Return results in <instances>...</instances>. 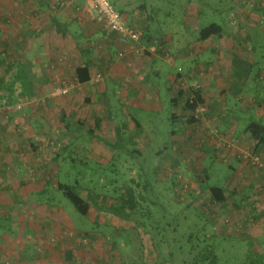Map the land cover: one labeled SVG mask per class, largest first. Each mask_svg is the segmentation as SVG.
<instances>
[{
  "label": "rangeland",
  "instance_id": "1",
  "mask_svg": "<svg viewBox=\"0 0 264 264\" xmlns=\"http://www.w3.org/2000/svg\"><path fill=\"white\" fill-rule=\"evenodd\" d=\"M84 1L81 5L83 4L85 13L98 18L96 13L86 11L89 5L87 0ZM49 2L53 3L58 13L64 14L74 8L72 2L66 0ZM113 2L116 5L114 0ZM137 2L146 6L149 12L155 10L152 26L168 35L180 31L182 44L191 35L196 36V28L200 29L205 24L217 22L225 29L229 27L227 38L236 47L230 48L227 62L234 55L236 60L239 57L246 59L234 64V71L236 75H248L242 83L251 90L250 95L259 97V103L264 105V0ZM21 3L24 10L22 14L27 15L29 1L21 0ZM7 11L4 15L12 19L14 14L11 13V7ZM81 16L84 17L83 14ZM10 22L13 23L11 20ZM72 27L77 30L78 24ZM138 27L143 25L139 24ZM13 28L12 25L6 31L8 35L5 47V41H0V79L11 87L0 88V155H16L19 158L17 153L19 156L22 153L26 159L50 155L54 168L51 167L46 176L48 186L45 192H9L15 199L21 196L12 209L5 207L0 199V264H189L193 256L190 252L192 245L208 238L216 242L220 255L219 264H242L251 250L264 254L262 169L250 160L242 159V164H237V169L231 170L230 174V166L220 158L213 165L216 171L211 170L207 183L225 186L226 182H230L232 188H238L237 192L231 193L223 204L211 201L207 194L200 193L201 198H198L197 193L201 187L198 186V179L203 178L205 173L204 163L190 152L184 153V156L183 153L180 154L179 143L172 140L170 132L179 123L172 119L167 92L163 95L166 99L162 121L155 122L152 129L154 133H150V143L144 146L143 155L131 154L133 148L127 144L126 137L124 144L116 146L118 153L113 159L98 163L91 149L94 135L101 137L100 130L93 128L92 107L88 104L79 106V96L77 97L85 86L78 85L69 77L70 74L55 76L47 94L41 92L32 98L27 97L20 82L10 79L17 70L18 56L15 52L20 53L22 46L24 53L28 47L27 37L13 31ZM3 34L4 32H0L2 39ZM54 35L53 41L59 43L61 35ZM14 41L19 45L17 50H14ZM169 54H165L166 58L173 57L172 52ZM54 55L57 64L54 62L51 70L55 74L62 66L65 55L60 47L55 48ZM200 60L197 59V65ZM187 65L188 60L181 58L177 61V67L181 66L182 70L179 72L183 74H186ZM201 70L205 71L204 68ZM182 82L185 88L191 84L185 80ZM73 83L75 86L71 87L68 94L55 93L58 87ZM96 85L100 87L103 84L96 82ZM70 97L74 98L71 101L73 112H70V116L79 126L74 129L67 128L68 120L61 113L63 104L67 106L64 102ZM15 104L23 107L16 109ZM207 106L206 121L198 124L202 136L209 134L210 137L212 127L228 134L217 127L219 123L209 114V105ZM36 115L39 118H35ZM141 121L146 126L147 122L143 119ZM19 138L22 142L17 146L23 144V147L14 148L13 141ZM106 138L110 141L109 136ZM6 139L8 141H4ZM5 142L8 146L3 145ZM206 142L207 140L203 141L204 144ZM198 149L201 150L200 147ZM177 154L183 156V170L167 169L165 176L161 177L163 166L168 164V160L173 161V156ZM223 156L226 153H222L221 157ZM11 162L5 163L4 168L0 166V174H3L2 171H13ZM19 162L22 164L21 174L34 167L32 161ZM158 165H162V168H157ZM21 174L13 172L12 175L16 180H29L28 176ZM46 177L31 176L39 184ZM60 182L78 188L84 198L91 194L93 200H99L96 203L99 208L108 204L118 206L115 199L132 186L139 197L138 208L127 220L99 210L95 204L88 215H83L58 188ZM196 197L202 203L192 202ZM35 202L37 203L34 204ZM203 206L207 209H203ZM191 235L194 236V241L190 238ZM68 252H71V256H68Z\"/></svg>",
  "mask_w": 264,
  "mask_h": 264
},
{
  "label": "crops",
  "instance_id": "2",
  "mask_svg": "<svg viewBox=\"0 0 264 264\" xmlns=\"http://www.w3.org/2000/svg\"><path fill=\"white\" fill-rule=\"evenodd\" d=\"M28 1L30 8L26 12L27 15H23L21 0H0V32H4V39L0 38V41H5L4 47L6 46V35H8L6 31L11 29L12 25L14 26L13 31L24 34L29 43H27L28 47L24 53L22 46L20 53L15 52L18 56L17 70L10 79L19 81L16 79L17 73L19 68L24 66L31 85L30 94L37 96L41 92L47 94L55 76L62 77L70 74L69 77H72L76 82L79 81L76 73L77 68L89 64L91 80L79 81L78 85L81 87L84 85L85 88L83 92L77 94V97L79 96V106L88 104L92 107L93 128L100 130L101 137L93 134V148L91 149L98 163L113 159L118 153L116 146L120 143L124 144L126 137L127 144L133 148L130 151L131 154L133 156L135 154L143 155L144 146H148L150 143V133H154L152 129L155 122L162 121L166 99L163 95L167 92L172 119L179 123L178 127L173 128L170 134L172 140L179 143L180 154L183 153L184 156V153L190 152L196 157L198 156L199 161L204 163L203 171L207 174H210L211 170H215L213 165L217 160H221V154L227 150L215 136L210 135L209 137V134H205L206 137L202 136L201 132L195 128L192 109H189L185 102L187 92H181L182 80L189 83L192 80V82H201L204 99L209 105V114L218 121L217 127L228 132V139L237 136L243 146L253 148L256 145L250 133L245 129L252 119L264 122V105L259 103V97L250 95L251 90L236 75L233 67L235 58L231 57L229 63L227 62L230 48L236 47L227 38V34L230 32L229 27L224 28L220 36H211L203 41L198 39V34L194 37L191 35L190 39L186 38L182 44L180 31L168 35L150 24L149 20L154 19L152 17L154 13L149 12V9L144 5H139L137 2L139 0H114L116 7L120 9L128 24L137 27L139 24L143 25L140 29L144 31V36L140 44L125 45L119 41L116 32L106 30L103 20L93 18V14L88 11L89 7L86 8V11L92 15L85 13L83 4L81 5L84 0H66L72 2L74 8L64 14L58 13L53 7V3L49 2L50 0ZM87 3L89 5L88 0ZM9 7H11V13L14 14L12 19L4 15L8 12ZM82 14L84 17L81 16ZM10 20L13 22L12 24H10ZM74 24H78L77 30L75 27L73 29ZM5 27H9V29ZM59 28L62 32H66L65 35L58 31ZM198 30L196 28L197 33ZM56 33L62 38L59 43L53 41ZM177 33L179 34L177 35ZM164 35L167 36L164 37L163 43L158 45L159 49L152 51L150 48L154 45L153 39ZM15 41L17 42V40ZM15 41L14 50H17L19 45ZM57 47H60L66 60H63L62 66L55 72V75L51 69L54 67V62L57 61L54 55V50ZM121 51H124L123 56L119 55ZM165 51L167 54L172 52L173 57L166 58ZM181 58L188 60L186 74L179 72L181 66L177 67V61H180ZM197 59H201L198 65L196 64ZM202 68L205 71H202ZM99 73L103 74L104 80L101 82L103 85L97 87L93 78ZM19 82L22 85V82ZM22 88L25 90L23 85ZM257 99L258 102H256ZM72 100L74 98H68L64 102L67 103V106L63 104L61 108L62 116L68 120V129L78 126V123H74L75 120H72L70 116V112H73ZM35 118H39V116L36 115ZM142 119L147 122L146 126L141 121ZM108 130L109 133H106ZM106 136L110 137V141ZM20 139L13 141L14 148L23 147V144L17 146L22 142ZM206 140L207 142L204 144L203 141ZM4 141H8V139ZM13 143L10 142V145ZM3 145L8 146L6 142ZM134 145L135 147H133ZM199 147L201 150L198 149ZM258 150L264 153V144ZM227 152L230 153L229 160L231 159V161L228 164L230 166H228V171L231 174V170H236L237 164H242V161L234 155V152ZM182 155L177 154L173 156V161L168 160L169 162L167 161L168 164L163 166L160 176H165L164 172L167 169L183 170ZM17 157L19 158H16V155L13 157L7 154L0 155V166L3 167L5 163L13 162H11L13 171H2L3 174H0V193H2L0 199L4 206L10 209L17 205L14 203L19 201L21 196L15 199L11 194H8L9 192L15 194L17 192H27L28 194V191L33 194L45 192L48 186L46 176L49 169L54 168V164L50 162L53 161L50 160L53 159L50 155L26 159L22 153L20 156L17 153ZM23 160L32 161L34 167L21 174V162L19 161ZM23 164L25 165V163ZM157 168H162V165H158ZM13 172L28 176L29 180L31 176L36 178L45 176L46 179L40 181L41 185L37 179L31 178L32 182L26 178L16 180L12 175ZM225 187L232 193L238 190V188H232L230 182H226ZM25 198L27 199L28 196Z\"/></svg>",
  "mask_w": 264,
  "mask_h": 264
},
{
  "label": "trees",
  "instance_id": "3",
  "mask_svg": "<svg viewBox=\"0 0 264 264\" xmlns=\"http://www.w3.org/2000/svg\"><path fill=\"white\" fill-rule=\"evenodd\" d=\"M154 12H155V10H154ZM124 19L126 20L125 17H124ZM149 21H151L150 22V24H151L154 21V19L149 20ZM134 27L138 28L139 30H142L137 26H134ZM58 31L60 33H62L63 35H65V33H66V32H62L61 28H59ZM198 31H199L198 32V35H199L198 39L203 41V40L210 38L211 36H215V35L220 36L224 31V27L217 22H211V23L203 25ZM142 32H143V36H144V31H142ZM166 36L167 35L159 36V38L153 39V41H152L153 44H155L157 47H159L158 45L163 43L164 37H166ZM165 54H167V51H165ZM167 55H170V54L168 53ZM234 58H235L234 64H236V63L238 64V62H243V60H246L244 57H239L236 60L237 57L235 55H234ZM247 71L249 72V69H247ZM76 73H77L78 80L80 82H87V81L91 80V74L89 73V64H86L85 66L78 67L76 70ZM235 73H236V71H235ZM17 74L18 75H17L16 79H18L19 81L22 82V85L25 88L24 93L26 94L27 97L32 98V94H30L31 92L29 90L31 85H30V82H29L28 77L26 75L24 66H21L19 68ZM96 76L97 75H95L94 77H96ZM237 76L239 77V79L242 82V80L245 77H247L248 75L247 76H243V75L241 76L239 73V75H237ZM79 81H77V82L79 83ZM102 81L103 80L99 81L98 83H101ZM197 82H199V81H197ZM3 83H4V80L0 79V88L2 86H4L7 89L11 88V87H9V85H6L5 83L3 84ZM181 84H183V82ZM192 86H193V82H191L189 87L191 88ZM181 88H182L181 89L182 93H185V91L187 92L185 102H186L187 107L189 109H192V117H193L194 122H195V128L198 129L199 119L197 118V116L195 114V110H196L199 103H201L203 105L205 104L207 106V102L204 99L203 87L201 85V88H198L196 90H194V89L191 90L189 88H185L182 86H181ZM192 93H194L196 95L195 96L196 98L193 100H192ZM5 96L9 97L8 95H5ZM206 112H208V106H207ZM245 130L250 133V135L252 136V139H254V141L256 143V145L253 147V152L255 154L261 155L264 158V153H262L261 150L260 151L258 150V148H260V146L262 144H264V122L256 120V119H252L248 122ZM209 133L211 135V131H209ZM221 159L227 165L231 161V159L226 161L224 157H221ZM197 170H199V169H197ZM261 175H263V177H264V172ZM209 178H210V174L204 173L203 178L198 179V184H200L198 186H201V187H200V192H198L199 194L197 193V197L201 198L200 193L202 195L207 194V197L211 201H215L218 204L225 203L229 199L232 192H229L225 186H222L218 183L212 182V183L208 184L207 180ZM175 186H176V184H175ZM58 188L64 192V194L69 198V200L72 202V204L75 206V208L83 215H88L90 210L92 208H94L93 205L94 204L96 205V203H98V201H99V200H97V201L93 200L91 198L92 197L91 194H88V196L86 198H84L81 195V192L78 188H76L74 186H70L68 184H64V183L60 182V183H58ZM176 194H178V193H176ZM141 197L142 196H140V198ZM197 197L194 198L192 200V202H194V203L196 202L198 204L202 203L197 199ZM115 201L118 203V206L108 204L106 207H100L99 208L97 205H96V207L99 208V210L111 212L112 214H114V215H116L122 219L127 220V219L131 218L132 212L137 210L138 204H139V197L137 196L136 190L132 186H130L127 189V192L121 194V196H119V198H116ZM190 204H192V203H190ZM204 204H207V203H204ZM204 208L207 209L205 206H203V209ZM190 238H192V240L194 241L193 235H191ZM209 239H211V238L200 241L196 245H192L193 248L190 250V252L192 253L193 256L191 259L192 262H190L189 264H219L220 255H219V252H218L217 247H216V242L211 241ZM198 244H200V245L198 246ZM197 246H198V248H197ZM195 249H197V250L195 251ZM68 256H71V252H68ZM242 264H264V254H258L257 252L254 253L251 250V252H249L246 255V257L244 258Z\"/></svg>",
  "mask_w": 264,
  "mask_h": 264
},
{
  "label": "built area",
  "instance_id": "4",
  "mask_svg": "<svg viewBox=\"0 0 264 264\" xmlns=\"http://www.w3.org/2000/svg\"><path fill=\"white\" fill-rule=\"evenodd\" d=\"M88 2H89L88 11L90 13H96L98 18L104 21L105 28L108 32H116L119 36V41L121 43L125 45L140 44L141 39L143 37L142 30H139L138 28L129 25L127 23L122 13L114 4L113 0H88ZM150 49L152 51H156L158 47L154 44ZM119 55L123 56L124 51H121ZM101 80H104V76L103 74L100 73L93 78V81L95 82H99ZM74 86L75 84L73 83L70 86L58 87L55 90V93L68 94L69 91L71 90V87ZM188 88L191 90L193 89L196 90L198 88H201V84L195 81V83H193V86L191 88L190 87ZM195 96L196 95L192 93V100L196 98ZM17 104H15L16 109H21L23 107V105L19 104V106H17ZM206 111H207V106L205 104L203 105L199 103L195 110V114L199 119L198 124L206 121L205 118ZM211 135L215 136L222 143L224 149L230 152H234V155H236L241 160L242 159L243 160L245 159L246 161L250 160L254 165L258 166V168L264 171V158L259 154H255L253 152L252 147L249 146L244 147L243 145H241L240 140L238 138L228 139L227 134L216 129L215 127H212ZM227 151H224V153H226V156H223L226 161L229 160V155H230V153Z\"/></svg>",
  "mask_w": 264,
  "mask_h": 264
}]
</instances>
